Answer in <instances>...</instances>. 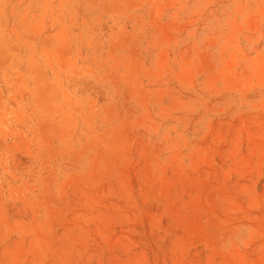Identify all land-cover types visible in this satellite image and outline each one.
Wrapping results in <instances>:
<instances>
[{"label":"rangeland","instance_id":"374dc122","mask_svg":"<svg viewBox=\"0 0 264 264\" xmlns=\"http://www.w3.org/2000/svg\"><path fill=\"white\" fill-rule=\"evenodd\" d=\"M0 264H264V0H0Z\"/></svg>","mask_w":264,"mask_h":264}]
</instances>
